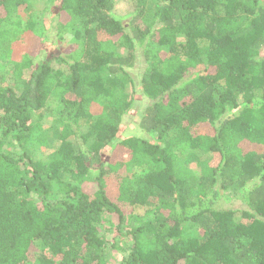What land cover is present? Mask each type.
Here are the masks:
<instances>
[{
    "label": "trees",
    "instance_id": "trees-1",
    "mask_svg": "<svg viewBox=\"0 0 264 264\" xmlns=\"http://www.w3.org/2000/svg\"><path fill=\"white\" fill-rule=\"evenodd\" d=\"M118 1L0 0V264H264V0Z\"/></svg>",
    "mask_w": 264,
    "mask_h": 264
},
{
    "label": "rangeland",
    "instance_id": "rangeland-1",
    "mask_svg": "<svg viewBox=\"0 0 264 264\" xmlns=\"http://www.w3.org/2000/svg\"><path fill=\"white\" fill-rule=\"evenodd\" d=\"M33 1V6H38L39 5V0H32ZM132 8H131V3L130 1L128 0H120L116 3V6H115V11L116 14H123L127 11H130ZM262 52H264V49L262 50ZM134 75L138 76V74L140 73V69H136L133 71ZM130 114L133 116V119L134 120H138L139 117L136 115V111L134 109L130 110ZM132 116H128L129 119L132 118ZM56 116L53 117V119L55 118ZM126 121L128 120L127 119V116L125 117ZM135 122H125V124L122 126L121 128V132H120V136H127L131 133H136L139 131V129L136 127V125L134 124ZM193 168L195 167L194 164L191 165ZM234 204L236 205L237 202H234ZM115 254L117 255V252L114 253V257L110 260V264H116V259L117 257L115 256Z\"/></svg>",
    "mask_w": 264,
    "mask_h": 264
}]
</instances>
